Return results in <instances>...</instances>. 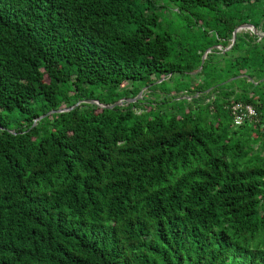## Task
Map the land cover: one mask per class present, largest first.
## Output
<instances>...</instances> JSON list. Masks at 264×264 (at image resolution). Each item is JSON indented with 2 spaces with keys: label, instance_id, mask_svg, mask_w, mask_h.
Here are the masks:
<instances>
[{
  "label": "trees",
  "instance_id": "1",
  "mask_svg": "<svg viewBox=\"0 0 264 264\" xmlns=\"http://www.w3.org/2000/svg\"><path fill=\"white\" fill-rule=\"evenodd\" d=\"M245 23L264 0H0V264H264Z\"/></svg>",
  "mask_w": 264,
  "mask_h": 264
},
{
  "label": "water",
  "instance_id": "2",
  "mask_svg": "<svg viewBox=\"0 0 264 264\" xmlns=\"http://www.w3.org/2000/svg\"><path fill=\"white\" fill-rule=\"evenodd\" d=\"M242 30H253L254 33L260 35L261 37L264 35V33L259 32L258 29H257L253 24H251V23L241 24V25H239V26L234 30V32H233L232 45H233V44L235 43V41H236V38H237V34H238V32H240V31H242ZM230 47H231V46H230ZM211 50H212V47L209 48V49L206 51V53L203 55V58H202V65H201L200 68L197 70V72H199V71L202 69L203 64H204V62H205V59H206V57H207V54H208ZM146 89H147V87L143 88L137 96H135V97H133V98H129V99H128V102L136 101V100H138L139 98H142V97H143V93H144V91H145ZM87 101H89V102H94V103H97L98 105H100V106H102V107H108V108H113V107H115L116 105H122V104H124V103H123V102H124V99H123V100H120V101H118V102H116V103H114V104H112V105L102 104V103H100L99 101H97V100H93V99H90V100H87ZM78 104H79V103H78ZM64 110H66V109H59V110H53V111H50L49 113H46V114L40 116L39 119H42L43 117H45V116H47V115H50L51 113H53V112H55V111L62 112V111H64Z\"/></svg>",
  "mask_w": 264,
  "mask_h": 264
},
{
  "label": "built area",
  "instance_id": "3",
  "mask_svg": "<svg viewBox=\"0 0 264 264\" xmlns=\"http://www.w3.org/2000/svg\"><path fill=\"white\" fill-rule=\"evenodd\" d=\"M232 109L235 115V125H241L246 118H252L257 114L252 105H244L243 103H237Z\"/></svg>",
  "mask_w": 264,
  "mask_h": 264
},
{
  "label": "rangeland",
  "instance_id": "4",
  "mask_svg": "<svg viewBox=\"0 0 264 264\" xmlns=\"http://www.w3.org/2000/svg\"><path fill=\"white\" fill-rule=\"evenodd\" d=\"M215 47H216V46H212V49L215 48ZM145 91L147 92V89H146ZM145 91H144V92H145ZM136 96H137V95H136ZM152 97H153V96H152ZM136 111H137L138 113H140V112H141V109H137Z\"/></svg>",
  "mask_w": 264,
  "mask_h": 264
}]
</instances>
